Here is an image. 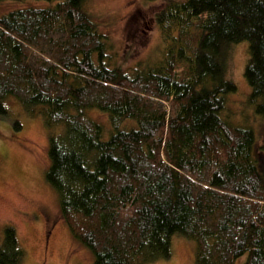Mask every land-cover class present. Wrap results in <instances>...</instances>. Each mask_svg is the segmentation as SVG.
<instances>
[{
    "label": "trees",
    "instance_id": "obj_1",
    "mask_svg": "<svg viewBox=\"0 0 264 264\" xmlns=\"http://www.w3.org/2000/svg\"><path fill=\"white\" fill-rule=\"evenodd\" d=\"M34 1L48 5L0 15V115L15 98L44 118L46 179L94 264L170 260L175 236L195 242V264H264V146L225 117L238 89L226 49L247 42L248 103L264 119V0H167V45L134 72L110 63L88 0ZM25 258L7 226L0 264Z\"/></svg>",
    "mask_w": 264,
    "mask_h": 264
},
{
    "label": "rangeland",
    "instance_id": "obj_2",
    "mask_svg": "<svg viewBox=\"0 0 264 264\" xmlns=\"http://www.w3.org/2000/svg\"><path fill=\"white\" fill-rule=\"evenodd\" d=\"M166 1H87V12L109 40L112 66L134 72L139 65L160 59L167 44L155 15ZM47 5L34 0L6 1L0 5V15ZM247 59V42L227 47L226 75L238 89L227 98L225 117L236 125L253 128L260 148L264 146V119L248 103L251 88L244 77ZM2 103L8 114L0 115V245L5 238V228L12 226L26 250L25 264H94L92 252L71 233L61 212L58 193L46 179L50 159L49 130L44 118L30 116L15 98L2 100ZM89 116L106 131L110 129L105 113L91 110ZM16 122L22 128L17 129ZM133 126V121H126L122 127ZM195 252L193 240L175 236L171 259L153 264H195ZM243 263L244 259L237 262Z\"/></svg>",
    "mask_w": 264,
    "mask_h": 264
}]
</instances>
